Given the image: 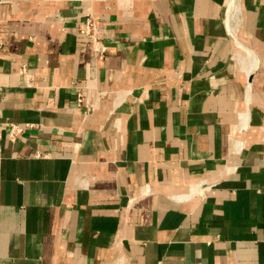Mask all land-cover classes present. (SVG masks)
<instances>
[{"label":"crops","instance_id":"obj_1","mask_svg":"<svg viewBox=\"0 0 264 264\" xmlns=\"http://www.w3.org/2000/svg\"><path fill=\"white\" fill-rule=\"evenodd\" d=\"M229 3L0 0V264H264V0Z\"/></svg>","mask_w":264,"mask_h":264},{"label":"built area","instance_id":"obj_2","mask_svg":"<svg viewBox=\"0 0 264 264\" xmlns=\"http://www.w3.org/2000/svg\"><path fill=\"white\" fill-rule=\"evenodd\" d=\"M105 26H103L100 23V20L98 17H96L93 14H89L85 20H84V26L80 31V34L84 36L89 45L92 49L94 56L103 63L109 52L110 47L106 44V34H105ZM26 72V68H23L21 73L24 74ZM0 96H1V90H0ZM85 98L82 94H79L78 97V104L79 106H82L85 104ZM88 104L90 103L89 100L87 101ZM9 134H8V140L12 143L17 142L20 137L29 129H34L37 126L35 124H9ZM2 156V148L0 147V160Z\"/></svg>","mask_w":264,"mask_h":264},{"label":"bare ground","instance_id":"obj_3","mask_svg":"<svg viewBox=\"0 0 264 264\" xmlns=\"http://www.w3.org/2000/svg\"><path fill=\"white\" fill-rule=\"evenodd\" d=\"M238 1H239V0H230V3H229V4H230L231 7L233 8V10H234V9L237 10V8H239V7L237 6V5H238ZM236 6H237V7H236ZM231 10H232V9H231ZM229 11H230V9H229ZM237 11H238V10H237ZM237 11L235 12L236 14H237ZM229 13H230V12H229ZM231 13H233V12L231 11ZM235 13H234V14H235ZM229 16H230V15H229ZM233 17H234V16H233ZM235 17H236V16H235ZM235 17H234V18H235ZM229 19H230V17H229ZM235 19H236V18H235ZM232 20H233V19H232ZM230 21H231V20H230ZM230 21H229V22H230ZM230 23H231V22H230ZM233 23H234V22H233ZM230 26H232V25H230ZM253 58H254V57H253ZM248 79H249V78H248Z\"/></svg>","mask_w":264,"mask_h":264}]
</instances>
